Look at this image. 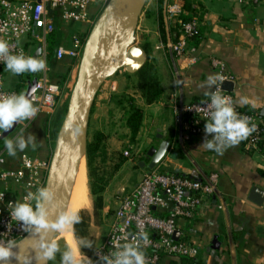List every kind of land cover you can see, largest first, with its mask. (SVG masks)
Listing matches in <instances>:
<instances>
[{
    "label": "crops",
    "instance_id": "obj_1",
    "mask_svg": "<svg viewBox=\"0 0 264 264\" xmlns=\"http://www.w3.org/2000/svg\"><path fill=\"white\" fill-rule=\"evenodd\" d=\"M182 1L183 5L187 1L193 4V20L200 22V43L196 48L190 47L192 55L198 59L197 63H191L188 59L176 60L183 82L184 105L209 97L205 93L212 92L213 87L208 88L206 80L208 76L216 75L211 61L219 59L224 62L227 74L234 79L230 93L237 107L239 110L255 113L264 133V6L242 5L238 0ZM156 6V0H151L146 5L137 34H140L143 44L151 49L149 61L162 71V96L156 102L147 104L138 86L136 74L128 73L125 67L113 71L95 99L88 120L86 144L94 140L96 135H101L99 157H107L109 152H115V155L124 154V136L130 135L127 124L130 107L124 101L123 104L119 103L118 99L120 96H127L133 98L135 105L143 111V120L136 140L145 139L150 145L149 149L159 146V131L167 127L170 151L164 163L174 172L196 178L198 173L184 155L179 142V114L175 112V107H179L180 101L178 84L170 61L167 40L164 41L159 26ZM188 14L190 15L187 12ZM54 21L56 31L48 38V42L54 36L61 44H67L72 35L60 18L56 17ZM170 26L173 25L169 23ZM77 34L87 33L81 31ZM26 47L32 56L38 48L31 44ZM47 65L50 69L49 78L56 83L51 79L52 65L49 61ZM27 76L32 80L38 79V76L31 72L16 75L17 80L14 83L8 80L10 85H5L6 89L25 93L28 81L22 78ZM242 97L248 99L247 104L240 103ZM62 109L63 107L59 108L53 116L41 115L32 121L30 126L33 129L25 138L33 136L36 147L33 149L32 145H29L21 155L28 154L39 160L51 159ZM122 116L124 118L120 122ZM184 129L183 122V138ZM206 138L211 139V135L195 137L191 143L184 139V145L208 177L218 176L217 188L228 210L234 244V264H264V198L261 202L253 199L254 192L258 191L264 195V157L259 152L246 150L244 140L228 148L223 155H218L215 151L201 146ZM139 144L140 142L137 147ZM2 150L0 147V152ZM173 153L178 154L176 159H173ZM144 162L147 165L145 153L138 160H134V157L127 160L124 164L125 176L118 182L114 181L113 185L106 189L99 220L97 222L92 216L90 222L89 236L93 247L97 248L106 241L121 198L132 191L149 171L146 166H141ZM2 167L16 170L20 167V159L10 164L6 162ZM132 175H138L134 182L131 181ZM186 229L197 244L199 264H233L226 216L221 204L219 201L215 202L213 196L206 207L204 217L197 222L188 223ZM90 252L91 250H88V260L92 256ZM159 264L187 262L177 258H162Z\"/></svg>",
    "mask_w": 264,
    "mask_h": 264
},
{
    "label": "built area",
    "instance_id": "obj_2",
    "mask_svg": "<svg viewBox=\"0 0 264 264\" xmlns=\"http://www.w3.org/2000/svg\"><path fill=\"white\" fill-rule=\"evenodd\" d=\"M110 0H0V40L9 44L12 54L30 55L27 45L41 47V55L37 59L45 61L46 67L37 73L36 91L31 102L37 108V114L32 119L19 123L16 136L24 133L32 121L41 115L53 116L66 103V85L62 88L49 78L48 38L56 31V17L65 23H82L90 26L88 34H73L67 44L60 45L54 54L56 62L74 61V69L83 60L86 43L100 14ZM242 5H263L264 0H238ZM99 11V12H98ZM97 13V14H96ZM100 13V14H99ZM96 14V15H95ZM182 0H169L167 17L171 25L177 26L178 38L172 43L174 55L178 59L197 63V57L192 55L189 40L196 36L200 22L196 19L184 21ZM194 52V50H192ZM0 58V95L19 94L8 90L4 84L5 66ZM212 67L216 75L223 80L217 81L212 92L228 97L236 112L241 117L249 119L256 125V130L245 141L246 149L259 152L264 157V133L261 123L255 114L239 110L233 95L223 90L226 82H233L227 74L226 66L219 59H212ZM73 69V70H74ZM209 97L202 102L184 105L183 114L187 117L184 123V139L205 135L206 112L210 111ZM179 114V107H175ZM179 118L177 117V122ZM2 134H0V139ZM125 151L124 157L132 160L139 155L140 150ZM7 150L0 152V243L13 240L18 244L29 237L22 226L10 212L15 202H31L29 193H35L40 187H45L50 169L51 159L39 160L28 154H22L20 167L16 170L3 169L6 164ZM210 181L217 186V175H211ZM214 195L213 188L197 178L176 176L164 161L155 169L149 170L129 193L125 194L117 207L110 225L106 241L95 248L88 264H103L101 255L112 254L126 243L139 245L145 255V264H159L162 258H177L193 260L198 256V247L188 233V223L197 222L204 217L206 207ZM163 214L158 217L154 212ZM179 232L178 240H174Z\"/></svg>",
    "mask_w": 264,
    "mask_h": 264
},
{
    "label": "water",
    "instance_id": "obj_3",
    "mask_svg": "<svg viewBox=\"0 0 264 264\" xmlns=\"http://www.w3.org/2000/svg\"><path fill=\"white\" fill-rule=\"evenodd\" d=\"M148 0H110L107 6L100 14L94 28L89 34L83 60L76 83L71 91L67 105L65 117L59 129L55 148L51 157V164L46 182V188L53 193V200L48 204L50 219L54 220L60 214L62 196L66 185V179L73 164V155L76 145L80 139L86 144L88 120L91 115L95 99L106 79L110 74L125 67L130 74H136L147 61L144 51L136 45V33L139 26L141 15L146 7ZM169 0H164L163 15L167 33V48L172 64L173 72L178 84L179 90V120L178 133L179 142L184 155L191 162L198 173L196 177L199 181L207 183L213 188V200L219 201L224 211L229 231L230 250L234 260V244L231 238L230 222L228 210L223 197L217 186L213 184L209 177L202 171L195 160L190 156L184 145L183 138V108H184V90L183 82L178 68V64L172 49V40L170 37L169 21L167 17V7ZM41 55L39 46L32 57L38 58ZM37 78L28 81L25 95L31 99L36 91ZM233 84L226 82L223 90L231 92ZM19 124H14L13 128L2 134V140L8 138L18 129ZM161 143L145 152L146 163L141 164L153 170L158 167L168 156L170 151V141L167 127L159 131ZM86 151V145H85ZM177 153H173V159H176ZM264 195L261 192H254L253 199L261 202ZM56 233H48L50 239L55 238ZM179 232L175 233L173 239L178 240ZM32 246L36 240L34 236L29 235ZM35 256V252H34ZM35 264H39L35 260ZM49 264V262H48Z\"/></svg>",
    "mask_w": 264,
    "mask_h": 264
},
{
    "label": "clouds",
    "instance_id": "obj_4",
    "mask_svg": "<svg viewBox=\"0 0 264 264\" xmlns=\"http://www.w3.org/2000/svg\"><path fill=\"white\" fill-rule=\"evenodd\" d=\"M0 58L5 68L15 75L26 72L37 73L45 67V61L23 53L12 54L9 44L0 40ZM223 78L217 75L207 77L206 86L212 88L217 81ZM209 96L210 103L207 105L210 111L206 112L205 136L211 135V139H205L202 147L215 151L218 155L246 139L256 130V125L250 123L246 117H241L234 109L232 102L218 92L205 93ZM241 104H247L248 99L242 97ZM37 114V108L24 94L0 95V134L12 129L14 124L32 119ZM34 137L27 138L23 133L14 139H5L4 147L9 156H15L17 151H23L29 145L35 149ZM53 193L46 187H40L35 193H29L27 198L31 202H15L10 212L11 217L22 226L23 230L36 238L33 244L34 259L39 264H48L55 261L60 254V264H83L81 257L82 248L93 247L92 242L84 237H75V247L66 245L61 251L57 241L50 239L48 233H60L74 231V226L81 221L78 209H65L54 220L50 219L48 204L53 200ZM18 245L13 240L0 243V264H6L10 259H17L20 264H31L30 260L19 255L14 249ZM103 264H145V255L139 245L126 243L112 254L100 256Z\"/></svg>",
    "mask_w": 264,
    "mask_h": 264
},
{
    "label": "trees",
    "instance_id": "obj_5",
    "mask_svg": "<svg viewBox=\"0 0 264 264\" xmlns=\"http://www.w3.org/2000/svg\"><path fill=\"white\" fill-rule=\"evenodd\" d=\"M156 2H157L156 8H157V14H158V22H159V26L161 29L162 36L164 38V41L166 42L167 33H166V27H165V22H164V15H163L164 0H156ZM183 8H184V14L182 16L183 20L184 21H192L193 18H195L194 14H193V12H194L193 4H191L189 1H187L183 5ZM187 12L190 13V15L189 14L187 15ZM169 30H170V37H171L172 43L175 44L177 42V38H178L177 26H170ZM199 37H200V29H199L198 34L189 40V48L190 47L196 48L199 45V43H200ZM48 44H49L48 61L52 65V70H53L56 68V66L54 64L55 63V60H54L55 50L62 44H61V42H58V40L54 36H52L50 38V41L48 42ZM141 49L146 54L147 61H146V64L136 73V76L138 79V86L141 90L143 98L145 99L147 104H152V103L156 102L162 96L163 91H164V87H163L161 80L158 77L157 68L155 66H153L151 64V62L149 61V58L151 57V49L145 44L142 45ZM175 58H176V60L178 59L176 56H175ZM74 65H75V62L69 60L67 70L62 75H60L58 77V81L56 83L58 85H60L62 88L68 82L70 75L74 69ZM22 79H25L26 81L32 80V78L30 76H27L25 78L23 77ZM125 99L127 100L128 105L130 107V110H129L130 116L128 118L127 124H128L129 129H130V133H131V141L134 142L137 139L138 133H139L140 128H141V124H142V120H143V111L135 105L133 98H130L127 96H120L118 99L119 103L122 102V104H123V101ZM202 101H204V100L194 101L192 103L202 102ZM67 105H68V102L65 103L64 109L62 110V119H61L62 121H63L65 114H66ZM240 111L244 112V113L250 112V111H246V110H240ZM253 114H255V113H253ZM186 121H187V117L184 116L183 122L185 123ZM194 138H192L191 140H188L186 142L191 143ZM244 146H245V144H244ZM245 148H246V146H245ZM246 150H248V149H246ZM100 151H101V135H96L94 140L87 142L86 151H85L87 169H88L89 178H90V191H91V195L94 199V203H93L94 204V211L102 209V207H103V195L106 192V188H107V184H108V183H106V181L103 178L98 177L97 171L95 170L96 168L95 169L92 168L94 160H96L99 157L98 153H100ZM248 151L251 152L250 150H248ZM120 167H121V164L116 166L114 174H116L119 171ZM170 171L172 174H174L176 176H182V177H188V178H194L195 179V177H189V176L183 175L181 173L174 172L172 170H170ZM154 214L158 217H163V214H160L157 211L154 212ZM75 237H79V236L77 234H75ZM186 262H187V264H199V261L197 260V258H195L193 260H186Z\"/></svg>",
    "mask_w": 264,
    "mask_h": 264
},
{
    "label": "rangeland",
    "instance_id": "obj_6",
    "mask_svg": "<svg viewBox=\"0 0 264 264\" xmlns=\"http://www.w3.org/2000/svg\"><path fill=\"white\" fill-rule=\"evenodd\" d=\"M150 1L151 0H148L147 4ZM63 24L66 27V29L69 31L70 35L77 34V33L81 32V31H85L86 33H88L89 30H90V26L89 25H85V24H82V23H73V22H71V23H68V24H65V23H63ZM143 43L144 42L141 39L140 34L136 33V45L141 48ZM54 64H55L56 68L53 69L54 71L52 70V78L51 79L53 81L57 82L58 81V77L60 75H62L67 70L68 64H69V60H65L63 62H56L55 61ZM152 65L156 67V65L154 63ZM156 68H157L158 77H159V79L162 82V80H163L162 71L158 68V66ZM79 69H80V66L78 68H75L72 71V73L70 75V78H69V80L67 82V86H66L67 90H66V93H65L66 102L69 101L71 91H72V89H73V87H74V85L76 83L77 77H78ZM4 73H5V85H7V86L10 85V82H8V80H11L12 83H14L17 80L16 75L11 73L10 71H8L6 68L4 70ZM124 102L126 103V105H128V102H127L126 99L124 100ZM128 107H129V105H128ZM63 109H64V106H63ZM128 113L130 115V111ZM123 118H124V116H122L120 122H122ZM126 118H127V116H126ZM61 119H62V115H61ZM61 119H60L58 128H56L54 141L57 139V136H58V133H59V129H60V126H61V123H62ZM32 129L33 128L30 126L23 133V135L26 136ZM16 134H17V132H14L13 134H11L6 139H14L16 137ZM124 137H125L126 140L123 143L122 152L125 151V150L126 151L128 150L130 152H133V154H135L134 152L136 150H140L141 151V153L139 155H134V160L140 159L142 154H144L145 151L147 152L149 150L150 145L145 139H141V141L135 140L134 142H132L131 141V133H130V135L124 136ZM127 141H129V143H127ZM82 142L84 143V145H86L85 141L83 139H80V143H82ZM139 142H140V144L137 147V143H139ZM0 147H1V149H5L4 140H3V142L0 143ZM21 153H22V151L18 150L17 154L14 157L13 156H9L7 154L6 155L7 163L10 164V163L16 162L17 159H20ZM120 154L121 153L115 155V152L114 153L113 152L112 153L109 152V155H108L109 157L108 156L107 157H103L101 155L96 160H94V163L92 165V168H94V169L96 168L95 170L97 171L98 177L99 178H103L106 181V183H108L107 184V188H110L113 185L114 181L118 182V181H120L122 179V177L125 176V169H124L125 166H124V164L126 163V161L128 159L125 158L123 154H121V155ZM120 164H121V167H120L119 171L116 174H114L116 166L120 165ZM86 169H87V162H86ZM137 179H138V175L137 176L136 175H132V177H131V181L132 182L136 181ZM119 184H120V182H119ZM87 187H88V197H89V204H90L89 207L90 208H87L86 210L79 211L80 212V216H81V221H80V223H78V224H76L74 226V231H71V233H72L74 238H75V234H77L79 237L87 238V239H89L92 242V239L89 236L90 235L89 234L90 222H91L92 216H94L95 220L98 222L99 217H100V210L94 211V204H93L94 203V199H93V197L91 195V191H90V178H89L88 169H87ZM91 204H92V206H91ZM54 240L59 243L61 251H63L65 246L67 245V243L60 237L59 233H56ZM21 243H22V246L25 248V252L23 254V257L25 259H27V260H30L31 264H35L34 250H33V247H32L31 240L27 239V240H25V241H23ZM95 248L96 247L82 248L81 249V251H82L81 257L83 259V264H88V262H89L88 256H87L88 255V250H91L90 253L93 254V251L95 250ZM14 264H20V262L18 260H16ZM49 264H60V254L59 253L57 254V258H56L55 261H49Z\"/></svg>",
    "mask_w": 264,
    "mask_h": 264
},
{
    "label": "bare ground",
    "instance_id": "obj_7",
    "mask_svg": "<svg viewBox=\"0 0 264 264\" xmlns=\"http://www.w3.org/2000/svg\"><path fill=\"white\" fill-rule=\"evenodd\" d=\"M89 205L85 145L83 142L80 143L78 141L73 155V164L66 179L60 213L65 209L86 210L90 208ZM59 235L67 245L76 246L71 231L60 232ZM14 251L23 256L25 249L22 244H19L18 248L14 249ZM16 260L12 258L6 264H14Z\"/></svg>",
    "mask_w": 264,
    "mask_h": 264
}]
</instances>
